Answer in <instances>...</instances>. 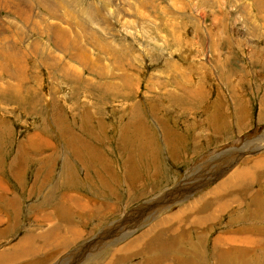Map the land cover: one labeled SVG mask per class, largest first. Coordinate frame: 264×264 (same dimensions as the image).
<instances>
[{"label":"rangeland","instance_id":"obj_1","mask_svg":"<svg viewBox=\"0 0 264 264\" xmlns=\"http://www.w3.org/2000/svg\"><path fill=\"white\" fill-rule=\"evenodd\" d=\"M263 3L0 0V111L10 116L0 114V137L12 135L11 129L18 137L12 159L21 155V163L27 160L29 190L39 195L33 200V214L50 212L55 217V222L28 221L24 232H52L58 227L53 233L59 237L62 226L76 234L74 242L68 240V247L54 253L48 264H63L65 259L72 264H114L110 261L116 247L142 238V232L165 214L178 223L190 202L238 169H254L264 157ZM171 95L181 97L175 100ZM226 97H231L237 135L228 130ZM168 117L191 133L193 145H182L188 149L183 160L175 157L180 136L166 127ZM251 118L258 131L246 136ZM146 122L151 127L159 124L162 145ZM70 124L84 133V139ZM89 130L96 136L87 135ZM85 137L96 139L104 153ZM37 143L38 154L27 157L29 147L23 151L21 146ZM63 146L68 149L62 163H54ZM46 147L47 153L53 151L49 158ZM6 150L7 141L0 138V156L7 155ZM75 160L83 166L77 167V174L88 181L82 188L86 196L79 193ZM93 163L105 173H98ZM261 174L236 192L237 200L224 212L208 216L198 206L202 216H208L200 218L201 223H188L170 235L168 231L165 236L170 238L163 236L169 249L163 264H221L229 250L230 264H264ZM64 177L69 192L59 195L55 206L39 211L49 201L51 187L63 185ZM183 217L180 225L186 222ZM158 241L153 243L158 246ZM26 242L39 247L31 239ZM243 244L248 246L237 247ZM241 249L248 250L244 260L235 256L237 250L241 256ZM143 251L116 264H144L155 247Z\"/></svg>","mask_w":264,"mask_h":264},{"label":"crops","instance_id":"obj_2","mask_svg":"<svg viewBox=\"0 0 264 264\" xmlns=\"http://www.w3.org/2000/svg\"><path fill=\"white\" fill-rule=\"evenodd\" d=\"M0 114L4 115L5 118L10 117L9 114L7 113V111H3V113L0 111ZM162 122H164V121L162 120ZM178 122H180L179 119H178ZM147 125L149 127H151L149 123H147ZM151 128L154 130L155 135H156V139H157L158 137H157V134H156V130L153 127H151ZM171 128H172V130L174 132L179 134L180 137L177 140V143H175V145H174V152L175 153L171 152L170 154L173 155V153H174V154H176L175 157H177L178 160H183L185 158V154L184 153L188 152V149H186L182 145H184V146L185 145L189 146V144L193 145L192 138H191V133L189 132V130H185L186 128L184 130H182L181 127H180V124H177L176 122L172 123ZM11 130H12V135L6 133V135H4L3 137H0L1 141H4V140L7 141V150L5 152L7 155H2V153H1V156H0V242H1L0 243V247H1V249H0V264H8L7 263L8 259H6L7 255L8 256H10V255L12 256L13 254H15L17 252V249L20 248V245H21V242H22V239L19 240L21 237L22 238L23 237H27L28 239L33 240V242H35L36 244L37 243L45 244L46 241H50V238L52 237V235L53 236L55 235V233H53V231H55L58 228L57 227L52 232H50V231H45V232L41 231V232H43V234H41L42 235L41 239H40V236H41L40 235V231H32L31 233L29 232V234H27V235L25 233L28 232V231L24 232L25 223L28 222V221L37 222V223H39V221H40V223L41 222H46V221L47 222H49V221L55 222V219H54L55 217L54 216L52 217L51 216L52 214H50V212H48V214H47V212L46 213L38 212L37 215H35V213L33 214L34 209H35V207H33V206L36 205L33 200L35 198H37V197H34L33 191L29 190V189H31L30 187H32V185H31L32 184V180H31V175H29V174L27 175L26 174V172H27V160H25V161L23 160V162L21 163V160L20 161L18 160L19 157L22 159L21 155H19V156H17V157L12 159V156L16 152L17 141L14 140L13 129H11ZM74 134H76V136L79 135L77 133H74ZM87 135L93 136L94 133L91 130H89V133ZM188 137L191 138V139L188 140ZM81 138L84 139L82 136H81ZM181 139H182V141H181ZM190 141H191V143H190ZM62 142H63L62 145H64V139H63ZM157 142H158L159 145L160 144L162 145V141L161 140L157 139ZM173 142L174 141H171V145L169 147L170 149L173 147ZM9 144H11V149L9 147ZM13 144H16V145H15V149L12 150ZM38 144L39 143H37L36 146L31 145V144H28V145L26 144V145L21 146V149L23 151H25L23 149V147H26V148L29 147V148H27L28 150L25 151V154H27V157L29 155H32L30 158H33L39 152V148H38L39 145ZM153 144H155L154 141H153ZM30 146H33V147H30ZM67 149H68V147L66 148V146L65 147L63 146V150L59 149V152H57V154L55 155L54 163H56V162H59L60 164L62 163V158L65 155ZM45 150H44L45 151L44 152L45 158H49L50 157V153H53V151L50 152V153H47V147H46ZM81 152H83V151H81ZM158 153H159V155L160 154L163 155L161 152H158ZM58 156H59V158H61L60 161H58ZM75 156L78 158L79 154H77V155L75 154ZM163 156L165 158H167V155H163ZM77 162L78 161L75 160V162H73V164H74L75 173H76L77 177L79 178V181L81 182V186H82L81 187V191L79 190V193H82L83 196H86L84 194L82 188H84L86 186L88 187V181H87V178L85 177V175H83V174L82 175H78L77 174V170H78L77 167H79V169H81V167H83L80 164H78ZM155 162L156 161L153 160L152 164L155 163ZM84 164L86 165V162H84ZM93 164H95L93 166L95 167V170L98 173H99V170H101L103 173H105L103 168H101L100 166L96 165V163H93ZM111 165H112V163H111ZM111 165H110V168H111ZM23 169L25 170L24 172H22ZM61 175L64 176V173H62ZM261 175H264V174H261ZM256 179H257V177H256ZM67 181H68V179L65 181V177H64L63 185H60V186L57 187L54 184V186L51 187L50 192H49L50 199H49V196H48L49 194H48L46 199H49V201L46 202L47 204H44L43 206H40L42 208H40L39 211L41 209H43V208L46 209L49 206H51V207L55 206L56 205L55 202L58 199V196L61 195L64 192H69L68 189H71V188H70V185L66 184ZM22 182H23V185H21ZM63 186H64V188H63ZM215 186H216V184L214 185V187ZM210 189L208 191H206L205 193L209 192ZM58 191L61 192V193L58 194ZM256 194H257V192L254 193L255 196H256ZM261 195H262V198H263V194L262 193H261ZM26 201H28L30 203L29 206H27ZM256 207L259 208V204H257ZM70 220H71V218H70ZM72 220H73V218H72ZM64 221H69V220H64ZM71 224H72V222H71ZM74 225H75V223H74ZM36 226H37V224H34V227H36ZM5 227H6V229H5ZM68 233H69V230L67 228H63L61 226L60 230L58 232V235H60V236L65 235V236H63V238H67V234ZM54 237L56 238V236H54ZM8 240L9 241H13V242H11L10 245L4 246L5 241H8ZM18 241H19V243L17 245H15ZM51 243L47 247H44L43 250H39V249H35V250L41 251L43 257L45 255L49 254V253L54 254L57 251L56 248H55V245H57V243H56V241L55 242L52 241ZM59 245H60V243H59ZM245 247H247V246H245ZM45 248H46V250H45ZM241 248H244V246L241 247ZM247 251L248 250L243 252L242 249H241L240 250L241 256H240V255H237V252H238V250H237L235 256L237 258L241 259L242 256H245V255L248 254ZM8 253L9 254L11 253V254L9 255ZM230 253L232 254L231 250H229L225 254V258L223 260H221V262H220L221 264H225V263L226 264H230V262L228 260V256L231 255ZM38 255L42 256L40 253ZM27 258H24L23 260L19 259V261L16 260L17 263H16V261H14V262L16 264H26L27 260H30L31 257H27ZM38 258L39 257H33L31 260H37ZM244 259H246V257ZM3 261H5V263ZM14 262L10 263V264H14ZM144 264H146V263H144Z\"/></svg>","mask_w":264,"mask_h":264},{"label":"bare ground","instance_id":"obj_3","mask_svg":"<svg viewBox=\"0 0 264 264\" xmlns=\"http://www.w3.org/2000/svg\"><path fill=\"white\" fill-rule=\"evenodd\" d=\"M263 53H264V50H263ZM262 56H264V55H262ZM171 97H174L175 100H177L181 96L180 95H171ZM168 144H166V145H168ZM263 158L264 157L262 156V159L259 162H257V164L255 165L254 169H253V167H250V168L244 169V170L243 169H238V172H236V174L229 176L228 179L221 181L215 187L213 186V189L211 188L210 191L207 192L205 195H202V196L200 195L201 197H199V199H195L196 201L190 202L191 206L185 207L183 209V212H181V214L178 216V219H179L178 223L176 222L177 218H175L173 216L171 217V214H168V215L165 214V215L159 217L158 219H160V220L157 219L158 221L156 220L157 222H156V224L153 227V228L157 229V233H153L152 232L153 228L151 230H146L145 232H142V234H141L142 238L140 236H139V238H137V237L136 238H132L133 240L132 239L129 240L128 242L124 243L123 246H121V247L118 246V248L116 247L114 249V252H113L115 254V256L111 257V261L110 262L116 264L120 260L127 259L128 255L130 256L133 253L139 254V252L142 251V250L149 251L151 246H154L155 247V252H158V253L154 252L152 257L151 258L148 257L147 259L144 260V262H146V264H157V263L163 264V262L166 260V258L168 256V252H169V249L167 248L168 246L167 245L165 246V242L163 240V236H165L168 233V231H169V235H170V233L172 234V233L176 232L177 230H181V226L186 227L188 225V223H190V224L193 223V222L194 223H196V222H200L201 223L202 219L210 216L211 213L213 215L214 214L216 215V213H218V212L219 213L224 212V210L227 209L226 208L227 204H229L233 199L237 200V196H238V193L236 194L237 191H240L241 188L247 186L249 183L251 184V182L253 181V179H252L253 176H257L258 174L264 173V161H262ZM196 187H197V185H194V188H196ZM165 206H163V207H165ZM198 206L202 207V209H203L202 213L203 214L206 213V215H208V216H202L203 214L200 213V210H199ZM76 208H77V205H76ZM167 208L168 207H165V210ZM73 211H74V209L72 208L71 209V213L69 211V214H72ZM47 214H48V212H47ZM182 216H184L183 220L186 221V222H184L183 225H180L179 222H180V219H181ZM200 218H202V219H200ZM199 219H200V221H199ZM176 223L179 224V226H180L179 229H178L179 226L177 227ZM74 227H76V226H74ZM48 230H50V229H48ZM76 230H77V228H76ZM71 231L72 230H70L69 232H71ZM41 234H43V232H40V235ZM75 235L72 236V234H70L68 239L65 240L66 238H63V236H65V235L58 237L56 235V233H55L54 236H56V238L52 235V237L50 238V241H46V243H45L46 246H45V244H42V243L39 244L38 243L39 247L30 246V243L26 242L28 238L24 237L22 239L20 248L17 249V252L16 253L14 252L15 254H13L12 256H8L7 255V258H6V259H8L7 263L10 264V263H13L16 260L19 261V259H18L19 257L22 260L24 258L31 257L30 260H27V262H26V264H31L33 262V260H31V259L33 257H39L38 259L40 261V264H48L50 262V260L52 261V256L54 254L49 253V254L45 255L46 257L45 256L43 257L41 251H39V250H43L44 247H47L52 241L53 242L56 241L57 245H55V248H58V250L56 251V254L59 253V252L61 253L62 250L64 251V248L68 247V240H69V242L73 241L74 238H75ZM41 237H42V235L40 236V239H41ZM169 238H170L169 236H165L166 240L169 239ZM157 239L158 240L160 239V241H158V243H157V244H159L158 246H156V244L153 243ZM224 241L225 242H229V239L225 237ZM58 243H60V245H58ZM237 243H239V241H237ZM241 243H244V240H241ZM240 246L241 247H243V246L245 247V246H248V244L239 245L237 247H240ZM234 248H236V247H234ZM34 249H39V250H34ZM121 251H124V254L121 255ZM39 253L42 256L38 255ZM141 254H142V252H141ZM86 257H87V255H86ZM244 258H245V256L241 257V259H244ZM160 260H162V261H160ZM3 262L5 263V261H3ZM65 262H66V259L64 260L63 264H65ZM16 263H17V261H16ZM16 263L14 262V264H16ZM66 263L72 264L74 262L69 259V261L66 262ZM60 264H62V263H60Z\"/></svg>","mask_w":264,"mask_h":264}]
</instances>
